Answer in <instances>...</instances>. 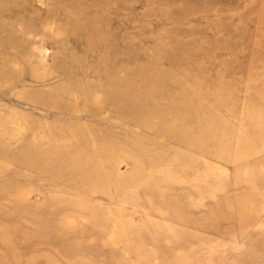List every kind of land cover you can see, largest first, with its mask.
<instances>
[{"label": "rangeland", "instance_id": "374dc122", "mask_svg": "<svg viewBox=\"0 0 264 264\" xmlns=\"http://www.w3.org/2000/svg\"><path fill=\"white\" fill-rule=\"evenodd\" d=\"M0 264H264V0H0Z\"/></svg>", "mask_w": 264, "mask_h": 264}, {"label": "bare ground", "instance_id": "6f19581e", "mask_svg": "<svg viewBox=\"0 0 264 264\" xmlns=\"http://www.w3.org/2000/svg\"><path fill=\"white\" fill-rule=\"evenodd\" d=\"M210 182V181H209ZM209 182H208V184H209Z\"/></svg>", "mask_w": 264, "mask_h": 264}]
</instances>
